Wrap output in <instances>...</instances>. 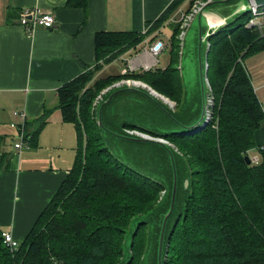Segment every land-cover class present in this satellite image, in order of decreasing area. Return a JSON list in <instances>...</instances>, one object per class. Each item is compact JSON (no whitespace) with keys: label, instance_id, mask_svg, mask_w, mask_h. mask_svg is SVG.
<instances>
[{"label":"trees","instance_id":"obj_1","mask_svg":"<svg viewBox=\"0 0 264 264\" xmlns=\"http://www.w3.org/2000/svg\"><path fill=\"white\" fill-rule=\"evenodd\" d=\"M194 1L172 0L145 23L143 33L101 30L93 35L95 62L56 92L54 108L62 123L75 129L73 162L18 248L10 252L0 236V264H156L173 168L165 147L136 140L130 130L166 139L173 155L177 182L165 220L161 264H264V147L254 145L252 134L264 112L243 64L245 57L264 50V24L248 25L252 14L245 9L208 33L205 77L211 115L204 126L182 129L195 124L202 100L200 94L192 98L182 92L181 20L171 17L178 10L188 13ZM65 5L84 9L87 0H66ZM167 26L169 32L162 33L169 53L164 68L123 73L108 68L98 74L148 36V43L155 40ZM127 78L170 98L171 110L139 87L114 93L99 114L98 105L112 90L131 84L108 88L94 104L96 94ZM123 96L131 100L125 116L114 106ZM50 111L44 110L31 133L24 121L30 147L36 146ZM252 148L260 154L258 161L245 163L242 157Z\"/></svg>","mask_w":264,"mask_h":264},{"label":"crops","instance_id":"obj_2","mask_svg":"<svg viewBox=\"0 0 264 264\" xmlns=\"http://www.w3.org/2000/svg\"><path fill=\"white\" fill-rule=\"evenodd\" d=\"M171 1L87 0L84 9H72L65 5L66 0H0L1 231H9L12 238L20 242L73 162L75 129L71 123H62L59 110L54 108L56 92L64 82L95 62L93 35L101 30L143 33L145 23L157 18ZM22 8L50 11L55 19L53 26L48 29L37 26L27 32L17 23L16 15ZM237 9L236 3L212 4L205 8L199 21L204 31H213L224 25ZM197 17L190 23L192 31L183 45L178 64L181 81H189L192 76L199 82L196 55L190 50L192 45H197ZM162 41L167 45V40ZM143 42L134 50L125 51L122 59L104 65L98 74L108 72L107 69L117 61L121 73L129 62L134 72L144 70L143 66L164 68L169 60L167 47L161 49L153 67L154 58L147 52L150 42L145 39ZM185 51L191 58L189 66L184 63ZM160 56L164 58L160 59ZM160 60L163 64H159ZM243 64L264 112V50L245 57ZM181 88H184L183 81ZM126 96L114 104L115 110L124 116L128 114L125 110L131 108V100ZM45 109L51 111L37 134L36 146L13 150L8 139L13 142L18 119L11 112L18 110L26 115V129L31 133L37 129ZM252 134L254 145L261 147L264 144V113ZM249 152L259 154L256 148Z\"/></svg>","mask_w":264,"mask_h":264},{"label":"built area","instance_id":"obj_3","mask_svg":"<svg viewBox=\"0 0 264 264\" xmlns=\"http://www.w3.org/2000/svg\"><path fill=\"white\" fill-rule=\"evenodd\" d=\"M208 0H195L189 7V12L186 13L182 10H178L179 12V17L177 19L181 20V31L178 33L177 37L180 38L181 35L184 34V30H182V28L184 29L187 25H188V21L191 19V17H194L195 15L199 14L200 11V7L202 6V4L204 2H206ZM264 5L259 6V5H255L252 0L248 1L246 8H248V10L251 12V18L249 19V23L248 25H252V24H264ZM17 23L23 27L24 30H26L27 32L32 31L33 28L40 26L42 28L48 29L51 28L54 24V15L51 14L50 11L46 10V11H41L37 8H22L18 11L17 13ZM187 28V27H186ZM185 28V29H186ZM145 31V30H144ZM181 39V38H180ZM148 43V42H147ZM208 44V43H207ZM164 42L161 39H155L152 42L149 43V46H147V52L149 54H151L154 58L153 64L152 66H155V62L157 60L158 55L160 54L159 52L161 51V49H163L164 47ZM144 70L149 69L148 66H143ZM123 72L126 71H133V68L130 67V65L128 64L123 70ZM132 81L134 82H139L138 80H133V79H120L118 81L113 82V84L107 88H104V90H100L98 94H96V96L94 97V104L97 103L101 98V94L104 93L105 90H107L108 88L112 87V86H120L123 84H133ZM15 118L18 119L17 122V133L14 137L13 140V146L15 148V150H21L23 148H29L30 147V143H28L27 141V132H25V130L23 129V124L24 121H26V115L23 114L22 111H18V110H13L11 112ZM138 133L136 131H132L130 130L129 133ZM261 147H264V144L261 145ZM260 147V148H261ZM248 154V155H247ZM247 156L249 159V163L251 164H255L258 161V153H250L249 150L247 151ZM1 240L2 242L8 247V250L14 251L16 248H18L19 246V242H17L16 240H14L12 238V236L10 235L9 231H1Z\"/></svg>","mask_w":264,"mask_h":264},{"label":"water","instance_id":"obj_4","mask_svg":"<svg viewBox=\"0 0 264 264\" xmlns=\"http://www.w3.org/2000/svg\"><path fill=\"white\" fill-rule=\"evenodd\" d=\"M227 0H208L206 2H204L202 4V6L200 7V11H199V14H198V17H197V31H196V38H198L197 40V45H194L193 46V50L191 48V50L195 53L196 55V59H195V63H196V66H198V79L200 80V84H201V87H200V90H199V94L201 95V100L200 101V108H201V114L199 115V117L197 118V120L195 121V124L191 125V126H186V125H182V129H192V130H195L197 125H199V123H201V126L206 123V120L209 118V115H211V111L207 108V104L205 102V97L204 95L202 94V86H203V81L205 80V83H206V87L209 88V84H208V80L206 79L205 77V73L207 72V66H206V61H205V58H206V55H207V49H208V46H209V43L207 42V35L208 33L212 32V31H207V30H203V32L201 33V28L203 27V25L200 23L199 21V17L201 16L202 12L205 10V8L211 6L212 4H218V3H223V2H226ZM240 1V0H239ZM248 1L250 0H246V4H245V7H240L241 9H237L239 11L241 10H245V9H248L246 8V5L248 3ZM238 2V1H237ZM236 2V4H237ZM252 2L255 4V5H259V6H262L264 5V0H252ZM236 9V8H235ZM236 13V12H235ZM201 42L204 43V52H205V58H204V64H201V53L199 52V45H201ZM208 43V44H207ZM183 47V45H182ZM203 66H205V72H203L202 68ZM203 72V74H202ZM143 83V82H141ZM145 84V83H144ZM142 84V88L144 89V86H146L147 84ZM140 86H137L135 84H131L129 86H125V87H120L116 90H112L107 96H106V99L102 100V102L98 105V109L97 111L99 112L100 111V108L102 105H104L105 103L109 102L112 98V95L114 93H118V91L122 90V89H133V90H137ZM147 87V86H146ZM149 87H147L145 89V91L143 92L145 95H147L150 99L152 100H155L157 101V96H154L152 92H150L149 90ZM153 91V90H151ZM154 92V91H153ZM155 93V92H154ZM157 94V93H156ZM159 95V94H158ZM162 96V95H160ZM164 102V101H163ZM211 102V100H210ZM210 104V103H209ZM169 105V104H168ZM160 107V105H158ZM170 106V105H169ZM161 108V107H160ZM100 114V112H99ZM97 123L100 124L99 122V117L97 118ZM194 128V129H193ZM191 131V130H190ZM128 134L129 131H128ZM136 136L134 139L136 140H142V141H147V142H153V143H157L159 144L161 147H165L167 152L169 153L170 155V164L172 165V168H173V172H172V180H173V183H172V186H171V189H170V194H171V199L169 200V204H168V210L167 212L165 213V215H163L162 219H161V226H160V229H159V233H158V236H159V240H158V243H157V246H156V251H157V257H156V264H161V260H162V250H161V245L163 243V231L165 229V225H166V217L168 214H170V212L172 211V204H173V201L175 199V187H176V182L177 180L175 179V165H173V155L171 153V151H169L167 149V145H169L170 143L164 139V138H161L159 136H151V135H147L145 133H135ZM133 139V138H132ZM248 155V154H247ZM246 154L242 157L244 162L245 163H249V159H248V156ZM188 184V179H184V182H183V187L187 186Z\"/></svg>","mask_w":264,"mask_h":264},{"label":"rangeland","instance_id":"obj_5","mask_svg":"<svg viewBox=\"0 0 264 264\" xmlns=\"http://www.w3.org/2000/svg\"><path fill=\"white\" fill-rule=\"evenodd\" d=\"M194 1V0H193ZM246 2V0H240V1H238L237 2V8L238 9H241L240 7H245V3ZM241 12V11H240ZM198 15V14H197ZM179 17V12H177L176 13V17H171V19H175V20H177V18ZM194 17H196V15L194 16ZM194 17H191V19L188 21V25L183 29L182 28V30H184V32H185V34L184 35H181V43H182V45H185L186 43H187V41L189 40V37H190V34H191V31H192V29H190L189 28V26H190V23H191V21L193 20V18ZM192 25H195L194 24V22L192 23ZM189 28V29H188ZM171 29V27L170 26H167V28H162L161 30H162V32H161V34L159 33L158 35H157V37H156V39H164V37L162 36V33L163 32H169V30ZM188 29V30H187ZM194 30V29H193ZM166 32V33H167ZM150 36H148L147 37V39L149 38ZM146 39V40H147ZM181 43H180V45H181ZM179 45V53H180V59H182V54H183V47H182V45L180 46ZM190 50H191V48H190ZM192 50H193V45H192ZM186 52V58L184 59V63H185V65L186 66H189L190 65V57H188L189 56V54H188V52L187 51H185ZM199 52L201 53V64H204V58H205V52H204V43L203 42H201V45H199ZM166 57V56H165ZM162 58H164L163 56H160V59H162ZM180 59H178V61H179V63H180ZM159 64H163V60H160V62H159ZM129 65H130V67H133V65L129 62ZM118 66H119V61H117V62H115V63H113L110 67H109V69H108V71L109 72H113V71H118ZM160 66V65H159ZM202 70H203V72H205V66H203V68H202ZM203 72H202V74H203ZM178 75V74H177ZM179 76V75H178ZM178 76H177V79H178V81H179V78H180V76H179V78H178ZM199 80V79H198ZM139 81V80H138ZM183 81V87L184 88H182V92H183V94H185V95H188L189 97H194V96H197V95H199V90H200V87H201V84H199V82H200V80H199V82H197V81H195V80H193V77L192 76H190V79H189V81H186V80H182ZM139 82H141V81H139ZM138 82V83H139ZM143 83H145V82H143ZM179 83H180V81H179ZM145 84H147V83H145ZM209 84V83H208ZM137 86H140V87H142V85H137ZM147 86H149L148 84H147ZM207 85H206V83H205V80L203 81V86H202V94L204 95V97L206 98V97H208V98H206V100H205V102L206 103H210V100H211V98H210V94H209V92H208V88L206 87ZM151 89H152V87L151 86H149ZM146 89V88H145ZM153 90V89H152ZM156 92V91H155ZM157 93V92H156ZM159 94V93H158ZM161 95V94H160ZM160 95H157L158 97H161ZM208 95V96H207ZM163 97H165V98H167V99H164V98H162V99H164L169 105H171V106H169L167 103H164V102H161L160 101V103L164 106V107H166L167 109H170L171 110V107H172V101L170 100V98H168V97H166V96H164V95H162ZM160 98V99H161ZM171 101V102H170ZM212 101V100H211ZM194 107H195V104H194ZM11 115H13L12 113H11ZM14 116V115H13ZM18 122V121H17ZM176 128V125L175 126H171L170 128H167V129H162V130H170V129H175ZM16 133H17V131H16ZM140 133V132H139ZM9 140V142L11 143V145L13 146V143L11 142V139H8ZM14 140V139H13ZM15 148H14V146H13V150H14ZM162 192L163 191H161V194H162Z\"/></svg>","mask_w":264,"mask_h":264},{"label":"bare ground","instance_id":"obj_6","mask_svg":"<svg viewBox=\"0 0 264 264\" xmlns=\"http://www.w3.org/2000/svg\"><path fill=\"white\" fill-rule=\"evenodd\" d=\"M195 36H196V35H195ZM132 83L135 84V85H139V84L142 85V84H144V83H141V82L138 83V82H134V81H132ZM144 85H145V84H144ZM142 86H143V85H142ZM146 86H147V85H146ZM146 86H144V88L149 87V86H147V87H146ZM149 89H150V90H149ZM149 89H148V90H149L150 92H152L154 96H157V95H158V93L156 94V92H155L154 90H153V91H154L155 93H154L153 91H151L152 89H151L150 87H149ZM161 97L164 98V99H167V98H165V97H163V96H161ZM161 97H158V96H157V98H159V99H160ZM162 98H161V100L164 101L165 103H167V102H166L164 99H162ZM167 100H168V99H167ZM170 102H171V101H170Z\"/></svg>","mask_w":264,"mask_h":264}]
</instances>
